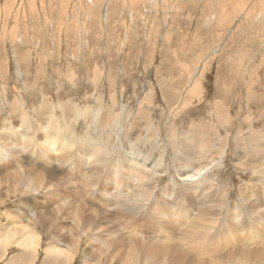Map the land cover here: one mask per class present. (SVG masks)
<instances>
[{
  "label": "rangeland",
  "instance_id": "374dc122",
  "mask_svg": "<svg viewBox=\"0 0 264 264\" xmlns=\"http://www.w3.org/2000/svg\"><path fill=\"white\" fill-rule=\"evenodd\" d=\"M41 126L71 139L68 163L45 162L29 146L19 153L26 128L30 148L38 147ZM0 150L7 151L0 158V264H134L140 254L134 260L119 245L108 260L99 248L119 229L107 204L120 202L119 190L104 178L115 166L126 176L131 152L162 169L148 182L164 192L161 201L166 189L193 193L176 174L189 166L200 170L199 183L226 192V213L242 185L260 192L256 179L264 180V0H0ZM11 153H19L20 167ZM98 157L104 166L88 188L100 196L89 200L72 177L83 183ZM148 201L140 200L141 214L163 224L155 214L167 208L158 212ZM29 211L41 219L33 249L22 245ZM180 229L172 234L180 237ZM143 232L121 236L160 245ZM195 254L187 260L208 262ZM253 260L264 264L252 254L245 262Z\"/></svg>",
  "mask_w": 264,
  "mask_h": 264
},
{
  "label": "bare ground",
  "instance_id": "6f19581e",
  "mask_svg": "<svg viewBox=\"0 0 264 264\" xmlns=\"http://www.w3.org/2000/svg\"><path fill=\"white\" fill-rule=\"evenodd\" d=\"M41 127L43 134L40 136V138L38 137L40 141H37V139L35 141L37 142L38 146L37 148L35 147L36 149L30 148L32 132L31 130L26 128L24 133V138L26 141L19 145V153L23 151L25 146H29V154L33 153L36 157L43 155L42 160L45 162L49 158H51L50 160H55L60 164L63 163V165L64 163H68L69 159L72 157L70 148L72 147L73 142L71 141V139H69L68 136H58L56 131H54L51 135H47L44 131V126ZM129 132L130 134H127L131 136V138L135 137L134 140L138 138V135L135 132ZM9 133L10 129L5 132L6 135H8ZM128 135L126 138L128 139V143H130L131 140L129 139ZM16 138L20 139V135L16 134ZM126 138L125 140H127ZM121 143L124 144L122 140ZM129 145L132 146V144ZM87 151L88 153L85 155L89 156L91 150ZM6 154V150H0V158L3 159ZM49 154H54L55 156H49ZM11 155H13V153H11ZM18 155H13V158L15 159L14 161L16 162V164H19L18 167H20V163H18L20 162V160L18 159ZM244 156H246V154ZM125 157L128 161V163L125 165L126 169L124 168L127 171L126 176L125 174L122 175V173L119 171L120 169L115 166L114 168H112L109 176H107V178L105 176L104 178L105 182L113 184L117 187V189L119 190V197H121L120 202L119 200H116L114 202H111V200H107V204L114 211L109 215L114 216V214H116L115 219L118 220L119 229L117 230L115 235L120 238L112 241V239H110L108 236L115 235L108 232V236H106L107 239H104L102 241V246L99 248L106 252L108 260L115 257L116 255H119L117 254L119 251V245L121 247V250H124V254H130L131 258L133 257L134 260H136L135 256L137 254H140V257L134 264H140L142 262H144L145 264H200V262L197 261L193 262L187 260V255H191V251H194L196 253L195 255L201 256L202 259L206 258L208 260V262L204 261V263L206 264H257L254 262V260L245 262V259L250 254L264 259V180L262 178L256 179V183H258L259 185L258 188H260L261 190L260 192L256 191V189L252 187L254 186V183H252L251 185H242L239 203H234L231 209L228 208V211H226V213H223L222 210L226 208V206H228L226 197L224 196V193L226 195V192L215 190L216 188L212 189V185L206 186L199 183L200 170H193L189 166H184L180 170H176V174L178 175L181 182L189 184V189L193 188L192 194L194 196H192L190 192L189 194L181 195V193L183 192L182 189L177 190L175 188L172 192H167L168 189H166L167 191H165L166 194L164 197L168 196V198L163 202L160 200L159 196L164 195V192H162V194L156 193V191L154 192L155 187L152 191L148 183L149 180L152 179L151 176L163 174L162 169H159L157 165H151V162L149 161V155L144 157L139 153L131 152L125 155ZM103 163L104 159L98 157V161L93 162L89 167H85V169L87 170H85L83 183L81 182L82 180L77 178L76 174L72 177L73 183L76 187L88 190L89 194L93 195L92 198L87 196L89 200L95 199L100 196V194L98 195V190L91 189V191L88 186H96L95 184H97V182L99 181L98 172L100 168L104 166ZM4 166L5 164H2V167ZM66 171L71 170L66 169ZM86 172L89 173L86 174ZM112 172L114 173L113 175H111ZM63 173L65 174V172ZM65 175L66 177L70 176L69 173H66ZM28 176L30 175L28 174ZM32 177V179L30 178V183L35 178L34 176ZM38 177H40L38 180L43 178L42 173H39ZM124 177L126 179H124ZM127 183L129 185L131 184L132 186L129 188H133V190H131V199H129L128 202L126 198H130V196L127 193L124 194L125 188H128ZM23 185L31 187V184H29L28 182ZM33 187L29 189L33 192H36L35 189L37 188ZM160 190L162 191L163 188H161ZM220 194L222 196V201L220 198ZM140 198L153 202L152 204H150L153 205L158 212L159 210H164L165 208H167V212L160 211L159 214H155L156 216L160 217L162 221L161 223L163 224L159 225L155 221L156 218H152V214L149 216L148 212H146L145 214H141L140 209L143 210L145 209V207L141 205V202L143 203L144 201L140 202ZM183 200H185L184 204L182 202ZM154 202L157 204V206ZM125 206L129 207H126V212L125 209L124 211L122 209V207ZM247 206H251V209L246 210ZM18 209L19 211H22V208ZM97 211L99 213L101 212L100 209H97ZM34 213V211L28 212V215L31 219V226L26 231V237L22 235L24 237L22 241V245L24 246V248L32 247L33 249L37 244V242L35 244L37 236H35L33 228L41 224V219L40 216H37ZM224 216L226 218L228 217V222L226 223L220 222V220L225 219ZM45 218H47V216ZM158 221L160 220L158 219ZM136 228L142 231L141 234H143V231L145 230L146 233H149V237L161 240L160 245L157 246L153 244L152 246H150L148 244L146 246L145 242H149L146 241V237L143 238L146 240L142 242L135 241V238H130L131 233H129V231H133ZM177 228H181L180 237L178 236V233L172 234L173 232L175 233L178 231ZM121 233L126 237L128 236V234L130 236L125 240L124 236H121ZM135 233H137V231ZM133 235L134 237H136L135 234ZM174 235H177V237H175ZM73 237L74 236H72L70 239H72ZM100 237H102V235H100ZM57 240H59V237L58 235L54 234V241ZM178 240H180V243L178 242ZM115 242L116 245H114ZM72 243L75 248L76 240L74 238L72 239ZM61 250L63 251V249ZM90 252L84 253V258L86 260L91 257Z\"/></svg>",
  "mask_w": 264,
  "mask_h": 264
}]
</instances>
